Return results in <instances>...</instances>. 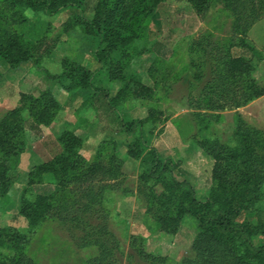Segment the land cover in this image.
Returning a JSON list of instances; mask_svg holds the SVG:
<instances>
[{"label": "trees", "instance_id": "1", "mask_svg": "<svg viewBox=\"0 0 264 264\" xmlns=\"http://www.w3.org/2000/svg\"><path fill=\"white\" fill-rule=\"evenodd\" d=\"M161 1L96 0L92 15L87 16L91 0H3L6 7L24 6L47 15L68 10L73 21L64 24L67 28L79 25L84 34L96 37L94 59L99 66L91 70L81 63L62 60L63 69L52 76V81L66 92L77 88L90 89L93 105L98 110L96 112L114 115L115 119H120L115 102L121 96L130 94L143 98L153 90L143 84L139 76L130 73L124 86L110 96L102 77L107 75L109 81L122 77L123 58L129 53L128 45L133 36L132 21L137 17L149 16ZM218 1L234 19L225 49L216 62V65L221 66L212 77L215 83L211 85L212 80L208 81L204 88L211 89L212 86L211 91L216 95L217 101L223 97L229 105L238 108L264 94V84L261 85L253 75L254 59L230 53L234 46L257 53L248 43L247 33L264 16V0ZM187 2L196 13H200L208 7L209 0ZM38 44L27 42L22 35L14 32L0 30V57L10 64L16 65L33 59L32 51L38 48ZM151 44L152 51L164 57L157 41ZM37 63L38 61L35 64ZM194 74L201 76L199 73ZM53 87L36 94L21 92L17 105L0 116L1 197L7 194L15 181L8 173L7 163L9 158H16L25 148L26 123L34 130L39 125H49L61 108L62 103L57 94L59 91H54ZM225 104L210 101L207 108L220 110ZM25 113L27 118L24 117ZM204 113L197 112L200 117L199 130L192 138L212 160L211 185L205 200L196 197L194 188L188 181L178 180L173 176L181 160L163 157L156 147L145 140L143 119L121 123L123 132L130 138L126 154L140 159L138 179L149 185L151 201L158 205L155 213L152 212V206H148L145 215L156 223L161 238L175 235L185 215H191L198 221L199 231L191 245L193 257H184L176 264H264V240L255 241V237L264 239V221L260 215L264 192V130L247 124L240 115L235 114V126L229 138L226 141L211 139L202 134L209 117V114ZM159 115L160 111L150 108L147 117L155 122ZM81 142L82 139L72 129H64L57 137L59 147L52 158L31 166L27 173L28 187L43 183V174L50 173L55 179L53 183L56 184L57 191L51 195L36 193L31 199L25 195L27 188H24L18 215L25 217L31 230L41 218H54L65 226L69 235L80 246L99 245L101 251L90 264H120L116 255H122L123 252L107 228L108 213L105 209L101 213L102 226L101 223L92 226L85 216L89 214V220L95 217L94 208L88 207L86 202L83 204L80 198L92 201L91 198L97 195L96 190H99L96 185L99 177L110 176L115 166L110 161H104L103 154L104 157L86 160L78 151ZM109 143L115 146L114 139ZM105 153L110 159H116L114 154ZM66 188L73 192L71 198L62 195ZM244 212H254L258 221L253 223L246 217L241 218ZM89 228H99L104 232L94 237L87 236V232L76 234L75 229ZM29 240V233L15 226L0 227V264H38L25 250ZM142 240L140 237L132 239L129 243L132 252L127 259L133 261L136 256L150 264L163 263L166 256L147 252Z\"/></svg>", "mask_w": 264, "mask_h": 264}, {"label": "rangeland", "instance_id": "2", "mask_svg": "<svg viewBox=\"0 0 264 264\" xmlns=\"http://www.w3.org/2000/svg\"><path fill=\"white\" fill-rule=\"evenodd\" d=\"M95 2L96 0H91L86 12L87 16L92 15ZM221 6L220 1L209 0L208 7L196 13L187 0H162L149 16L137 17L132 21L133 36L128 45L129 53L123 58L122 77L112 81L107 80V75L102 78L109 88L110 96L115 95L124 86L125 81L129 80L130 73L139 76L141 82L151 87L153 91L143 98L130 94L121 96L119 101L115 102L120 119H115L114 115L96 112L98 110L93 105L92 91L89 89L81 88L80 95L86 99L79 106L80 109L78 108L80 99L66 104L73 113L67 124L64 123L66 126L74 123L75 117L81 118L78 122L79 126L72 128L73 133L82 139L78 148L79 153L89 161L104 155L107 159L103 160L110 161L115 166L110 176L99 177L96 182L99 190H96L97 195L91 198L92 201L80 198L83 204L86 202L88 207L94 208L95 217L89 220L87 218L89 214L85 216L92 226L100 223L102 226L101 213L104 209L108 213L107 228L123 252L122 255H116L120 264H150L136 256L132 258L133 261L127 259L128 254L132 252L129 243L134 237L143 239V246L147 252L166 256L164 262L160 264H176L184 257H193L191 245L199 231L195 217L185 215L175 235L161 238L156 223L145 215L148 206H152V212L155 213L158 205L151 201L149 185L138 179L140 159L126 154L130 138L123 132L121 123L132 119H143L142 129L145 140L156 147L163 157H172L174 161L181 160L173 176L178 180L188 181L193 186L198 199L207 198L211 185L212 160L202 152L192 138L199 130L200 117L197 112L209 114L202 134L211 139L219 138L221 141H226L233 133L235 114L244 119L240 107L229 105L223 97L217 101L216 95L211 91L212 86L211 89L204 88L205 83L211 82L215 71L221 66L216 65V62L225 49L227 38L231 33L230 25L234 19L231 13ZM260 19L254 26L253 33L264 32V16ZM68 21H73L68 10L47 15L24 6L9 8L5 6L3 0H0V30L22 35L27 42L39 43L38 48L32 51L33 59L15 65L0 57V86L11 81L21 88L25 82L33 81L36 83L31 88L36 93L54 86L53 89L59 91L58 98L63 103L66 100V91L52 81V76L63 69L62 60L81 63L91 70L99 66L98 62L93 61L96 37L84 34L79 25L67 28L64 24ZM153 41H157L160 53L164 57L152 51ZM230 53L253 54L251 55L255 63L253 75L256 74L259 65V55H256L258 51L254 54L248 48L234 46ZM214 83L215 79L212 80L211 85ZM84 92L88 93L84 94ZM7 97L8 99L2 98L0 94V116L5 112L4 109L8 110L16 106L14 92ZM210 101L226 104L220 110H211L207 108V103ZM150 108L161 112L155 122L147 117ZM24 117L27 118V113ZM88 120L94 123L88 124ZM244 121L248 124L245 119ZM27 132L31 137L26 135L24 147H29L40 154L36 149L40 137L38 138V133L28 123L25 134ZM111 139L115 140V146L109 143ZM22 152L16 158H9L7 163L8 173L13 176L16 183L14 185L12 182L7 194L0 196V227L12 225L29 233L30 240L25 250L38 264H90L101 251L99 245L80 246L76 239L69 235L65 226L54 218H41L31 230L25 217L18 215L24 188H27L25 195L31 199L36 193L51 195L57 191L53 177L51 182L44 180L43 183L28 187L27 169L35 160L33 151L27 150L21 162ZM105 152L109 155L114 154L116 159H110ZM48 155L47 152L42 156L45 158ZM50 155L52 156L53 152ZM45 176L46 173L43 174V179H46ZM159 186L161 185H157ZM66 189L62 195L71 198L73 192L69 188ZM260 206L261 220L264 221V192ZM244 217L253 223L258 221L254 212H244L241 218ZM75 231L79 235L87 232L86 235L91 237L104 232L99 228L75 229ZM263 240L255 237L256 242Z\"/></svg>", "mask_w": 264, "mask_h": 264}, {"label": "crops", "instance_id": "3", "mask_svg": "<svg viewBox=\"0 0 264 264\" xmlns=\"http://www.w3.org/2000/svg\"><path fill=\"white\" fill-rule=\"evenodd\" d=\"M260 20L261 19L257 20L248 30L247 41L251 46L254 47V49H256L258 51V55H259V60H258L259 65L257 66L258 70L256 71V74L257 73H259V74L256 75L254 73V77L257 79L258 82L264 83V32L261 31L258 34L253 33L254 26ZM260 33H263V34L260 35ZM246 56H251V53H249ZM93 61L97 63V61L95 59ZM1 77H3V76L1 75ZM3 79H4V77H3ZM35 83L33 81H27L23 84L24 86H22L21 88H19L16 84H14L11 81L8 84L3 83L2 85H4V86H0L1 97L8 99L7 96L14 92V98H15V104L14 105H17V101L19 99V94L21 92L36 93L31 88V87L35 86ZM82 89H87V88H82ZM82 89L77 88V89L65 92L66 93V95H65L66 100H64L63 103L61 104V108L58 110V112H57L56 116L54 117V119L52 120V122L49 125H39L38 128L36 130H34L36 133H38V138L40 137V139H38V142L36 144V149L40 152V154L35 152V150H31L29 147H25L24 151L20 155V160L22 162V160H23L22 158H23V155L25 154V152L27 153V150H28V152L33 151L35 162L30 161L31 163H30L29 169L31 168V166H33L35 164H39L43 161H46V160H49L50 158H52V156L54 155V153L57 151V149L59 147L57 140H56V137L58 136V134L60 133L61 130H64L67 128L72 129L74 127L79 126L78 122H79V120H81L80 116H78L79 119L77 117H75L76 120L74 123H69L67 125L68 127L66 126L67 122L70 120V116L73 114L70 107H68V105H66V104H67V102H73V101L80 99V103L78 105V108L80 109L79 106L86 99L84 96L82 97L80 95ZM54 91H56V90H54ZM88 92H84V94H87ZM240 110L242 111L243 117L248 122V124L252 125L255 128L264 130V94L253 99L249 103L243 105L242 107H240ZM3 111H6V110L4 109ZM83 111L84 110H81V112H83ZM88 121H89L88 124L92 125L94 123V122L90 123L91 120H88ZM64 123H66V124H64ZM62 124H64L63 127H62ZM54 127H57V129H59V130L57 131V129H53ZM69 127H71V128H69ZM26 135L31 137V135H29L28 132ZM26 139H27V137H26ZM49 146H50V148H48ZM47 152L49 153V155L44 158L42 155H44ZM51 152H53L52 156L50 155ZM21 165H22V163H20V166ZM29 169H27V170L29 171ZM20 170L21 169H18V171H20ZM45 177L47 179V180L44 179L45 181L51 182L52 176H50L49 173H46ZM15 183L16 182L14 181V185H15Z\"/></svg>", "mask_w": 264, "mask_h": 264}]
</instances>
